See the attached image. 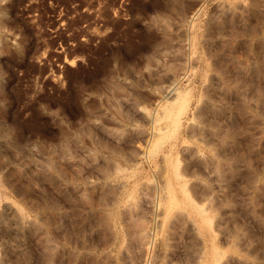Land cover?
I'll list each match as a JSON object with an SVG mask.
<instances>
[{
    "label": "rangeland",
    "instance_id": "374dc122",
    "mask_svg": "<svg viewBox=\"0 0 264 264\" xmlns=\"http://www.w3.org/2000/svg\"><path fill=\"white\" fill-rule=\"evenodd\" d=\"M178 1L0 0V264H264V0Z\"/></svg>",
    "mask_w": 264,
    "mask_h": 264
},
{
    "label": "bare ground",
    "instance_id": "6f19581e",
    "mask_svg": "<svg viewBox=\"0 0 264 264\" xmlns=\"http://www.w3.org/2000/svg\"><path fill=\"white\" fill-rule=\"evenodd\" d=\"M153 1H154V0H153ZM170 1H171L172 3L175 2V0H174V1L170 0ZM177 1H178V0H177ZM165 2H166V1H165ZM178 2H179V1H178ZM182 2H183V1H182ZM182 2H181V3H182ZM172 3H171V4H172ZM166 4H167V5H168V4L170 5V2H169V3H166ZM177 4H178V3H177ZM177 4H176V5H177ZM146 5H147V4H146ZM169 5H168V6H169ZM181 5H182V4H181ZM181 5H180V6H181ZM171 6H172V5H171ZM182 6H183V5H182ZM155 7H156V6H155ZM173 7H174V5H173ZM176 7H177V6H176ZM168 8H169V7H168ZM174 8H175V7H174ZM174 8H172L173 11H174ZM177 8H178V7H177ZM182 8H183V7H182ZM164 9H165V8H164ZM172 9H171V10H172ZM179 9H180V8H179ZM175 10H176V8H175ZM183 10H184V9H183ZM198 10H199V9H198ZM228 10H229V8H228ZM228 10H226V12H228ZM230 10H231V8H230ZM232 10L234 11L233 8H232ZM232 10H231V11H232ZM177 11H178V10H177ZM177 11H176V13H177ZM194 11H195V10H194ZM231 11H229V12H231ZM233 11H232V13H233ZM151 12H152V11H151ZM171 12H172V11H171ZM174 12H175V11H174ZM178 13H179V12H178ZM194 13H195V12H194ZM160 14H162V13H160ZM163 14H164V13H163ZM169 14H171V13H169ZM179 14H180V13H179ZM183 14H184V13H183ZM185 14H186V13H185ZM235 14H237V13H235ZM152 15H153V14H152ZM157 16H159V15H157ZM157 16H156V17H157ZM162 16H163V15H162ZM168 16H169V15H168ZM172 16H173V15H172ZM176 16H177V15H176ZM183 16H184V15H183ZM183 16H182V18H183ZM159 17H160V16H159ZM164 17H165V16H164ZM160 18H161V17H160ZM161 19H162V18H161ZM166 19H167V18H166ZM184 19H185V18H184ZM150 20H151V19H150ZM150 20H149V21H150ZM181 20H182V19H181ZM181 20H180V21H181ZM188 20H189V19H188ZM157 21H158V19H157ZM163 21H164V20H163ZM174 21H175V19H174ZM178 21H179V20H178ZM151 22H152V21H151ZM190 22H191V21H190ZM168 24H169V22H168ZM175 24H176V23H175ZM182 24H183V23H182ZM163 25H164V24H163ZM190 25H192V24H190ZM192 26H193V25H192ZM206 26H207V25H206ZM165 27H166V26H165ZM180 27H181V26H180ZM195 27H196V26H195ZM169 28H170V27H169ZM169 28H168V29H169ZM158 29H159V28H158ZM192 29H193V27H192ZM205 29H207V27H205ZM188 30H189V29H188ZM194 30H195V29H194ZM149 31H150V30H149ZM168 31H169V30H168ZM193 32H195V31H193ZM146 33H147V32H146ZM205 33H206V32H205ZM205 33H204V34H205ZM181 34H182V33H181ZM202 34H203V33H202ZM167 35H168V34H167ZM208 36H209V35H208ZM181 37H182V36H181ZM190 37L192 38V36H190ZM203 37H204V36H203ZM188 38H189V37H188ZM167 40H168V39H167ZM169 40H170V38H169ZM190 40H191V39H190ZM203 40H204V39H203ZM161 41H162V40H161ZM164 41H165V40H164ZM188 41H189V40H188ZM201 42H202V40H201ZM191 43H192V42H191ZM191 43H190V44H191ZM158 44H159V43H158ZM207 44H208V43H207ZM159 45H160V44H159ZM195 45H196V44H195ZM156 46H157V44H156ZM156 46H155V48H156ZM214 46H215V45H214ZM183 47H184V46H183ZM185 47H186V46H185ZM211 47H212V46H211ZM212 48H213V47H212ZM214 48H215V47H214ZM218 48H219V47H218ZM165 49H166V48H165ZM191 49H192V48H191ZM193 49H194V48H193ZM205 49H206V48H205ZM169 50H170V49H169ZM169 50H168V51H169ZM160 51H161V50H160ZM163 51H165V53L167 52L166 50H163ZM154 52H155V51H154ZM189 52H190V51H189ZM191 52H192V51H191ZM193 52H194V51H193ZM205 52H207V51H205ZM209 52H211V51H209ZM212 52H213V51H212ZM212 52H211V53H212ZM217 52H218V51H217ZM167 53H168V52H167ZM169 53H170V52H169ZM219 53H220V52H219ZM160 55H161V53H160ZM163 55H164V54H163ZM174 55H175V54H174ZM191 55H192V54H191ZM212 55H213V54H212ZM212 55H210V56H212ZM224 55H225V54L223 53V56H224ZM157 56H158V55H157ZM161 56H162V55H161ZM204 56H205V55H204ZM221 56H222V55H221ZM223 56H222V57H223ZM162 57H163V56H162ZM164 57H165V56H164ZM188 57H190V56H188ZM222 57H221V58H222ZM173 58H174V57H173ZM180 58H181V57H180ZM206 58H207V57H206ZM219 58H220V57H219ZM193 59H194V58H193ZM195 59H196V58H195ZM203 59H204V58H203ZM215 59H216V58H215ZM157 60H158V59H157ZM165 60H166V59H165ZM171 60H172V59H171ZM182 60H183V57H182ZM184 60H185V59H184ZM211 60H212V59H211ZM192 61H194V60H192ZM199 61H200V60H199ZM158 62H159V61H158ZM164 62H165V61H164ZM164 62H163V63H164ZM190 62H191V61H189V63H190ZM206 62H208V59H207ZM159 63H160V62H159ZM192 63H193V62H192ZM224 63H225V62H224ZM209 64H211V63L209 62ZM209 64H208V65H209ZM212 64H213V63H212ZM218 64H219V62H218ZM190 65H191V64H190ZM205 65H206V64H205ZM214 65H216V64H214ZM223 65H225V64H223ZM169 66H170V64H169ZM218 66H219V65H218ZM163 67H164V66H163ZM163 67H162V68H163ZM181 67L183 68V66H181ZM212 67H213V66H212ZM216 67H217V66H216ZM226 67H227V66H226ZM226 67H225V68H226ZM193 68H194V67H193ZM207 68H208V67H207ZM183 69H184V68H183ZM180 70H181V69H180ZM184 70H185V69H184ZM214 70H215V69H214ZM216 70H217V69H216ZM216 70H215V72H216ZM223 70H224V69H223ZM187 71H188V70H187ZM180 73H181V72H180ZM193 73H194V72H193ZM188 74H189V72H188ZM220 74H221V73H220ZM186 78H187V77H186ZM185 81H186V79H185ZM188 81H189V80H188ZM177 89H178V88H177ZM175 90H176V89H175ZM176 91H178V90H176ZM180 91H181V89H180ZM177 93H178V92H177ZM186 93H187V92H186ZM185 95H186V94H185ZM178 98H179V97H178ZM178 101H179V100H178ZM179 103H180V101L178 102V105H181V104H179ZM169 106H170V105H169ZM182 106H183V105H182ZM179 108H180V107H179ZM169 109H170V108H168V110H169ZM180 109H181V108H180ZM180 109H179V110H180ZM179 110H178V112H179ZM166 111H167V110H166ZM169 111H171V109H170ZM169 111H168V112H169ZM168 114L171 115V113H168ZM168 114H166V115L168 116ZM174 114H175V113H174ZM168 118H169V117H168ZM172 118H173V117H172ZM170 120H171V118H170ZM174 122H175V120H174ZM170 123H172V122H170ZM178 176H179V175H178ZM182 186H185V184L182 185ZM183 188H186V187H183ZM186 189H187V188H186ZM187 191H188V190H187ZM186 193L188 194V192L185 191V194H186ZM187 196H188V195H187ZM171 197H173V196H171ZM188 198H189V197H188ZM190 198H192V197L190 196ZM171 199H172V198H171ZM169 200H170V197H169ZM169 200H168V201H169ZM170 201H173V200H170ZM188 201H189V200H188ZM191 201H193V199H192ZM168 203H169V202H168ZM170 203H171V202H170ZM172 203H173V202H172ZM174 203H175V202H174ZM174 203H173V204H174ZM191 203H193V202H191ZM197 204H198V203H197ZM170 205H171V204H170ZM201 205H202V204H201ZM201 205H199V206L201 207ZM195 206H196V204H195ZM196 207H197L198 209H197ZM196 207H195V210L197 209V210L199 211V209H201V208L198 207V205H197ZM202 207H203V206H202ZM193 209H194V207H193ZM195 210H194V211H195ZM197 210H196V211H197ZM201 210L204 211V209H201ZM201 210H200V212L202 213ZM196 211H195V212H196ZM205 211H206V210H205ZM200 212H199V213H200ZM188 213H190V212L188 211ZM188 213H185V214L188 215ZM199 213H198V214H199ZM201 213H200V214H201ZM196 214H197V212H196ZM198 214H197V215H198ZM183 215H184V214H183ZM107 216H109V215H107ZM188 216H189V215H188ZM201 216H202V215H201ZM203 217H205V219L208 220V218L206 217V213H205V216L203 215ZM192 218H193V217H192ZM192 218H191V219H192ZM183 219H185V216H183ZM203 220H204V218H203ZM187 221H189V220L187 219ZM195 221H196V220H195ZM208 221H209V220H208ZM191 223H192V222H191ZM208 223H209V222H208ZM192 224H193V223H192ZM193 225H194V224H193ZM195 227H196V223H195ZM209 227H210V224H209ZM195 229H197V228H195ZM205 231H206V230H205ZM198 232H199V230H198ZM151 234H152V233H151ZM201 237H202V236H201ZM204 237H205V236H204ZM204 237H203V238H204ZM201 240H202V239H201ZM204 240H205V239H204ZM204 240H203V241H204ZM147 241H148V240H147ZM208 241H209V240H208ZM150 242H151V241H150ZM205 242H207V241H204V243H205ZM148 243H149V242H148ZM201 243H202V242H201ZM149 244H150V243H149ZM204 245H206V244H204ZM147 246H148V245H147ZM147 246H146V248H147ZM149 246H150V245H149ZM151 246H152V245H151ZM151 246H150V247H151ZM211 247H212V246H211ZM213 247H214V246H213ZM213 247H212V248H213ZM201 248H202V247H201ZM206 248H207V247H206ZM148 249H149V248H148ZM204 250H205V248H203V251H204ZM214 250H216V247L214 248ZM148 252H149V251H148ZM206 253H207V252H206ZM206 253H205V254H206ZM216 253H219V252L217 251ZM145 255H146V253H145ZM206 256H207V255H206ZM216 256H217V255H216ZM211 257H212V256H211ZM147 260H148V259H147ZM216 260H217V259H216ZM208 261H209V260H208ZM203 262H204V261H203Z\"/></svg>",
    "mask_w": 264,
    "mask_h": 264
}]
</instances>
